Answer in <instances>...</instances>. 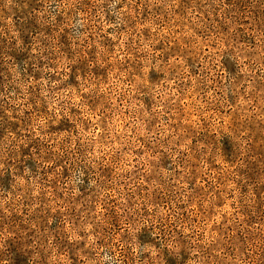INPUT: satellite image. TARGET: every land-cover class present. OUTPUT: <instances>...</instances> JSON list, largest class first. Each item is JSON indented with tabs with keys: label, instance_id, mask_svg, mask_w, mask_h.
<instances>
[{
	"label": "rangeland",
	"instance_id": "rangeland-1",
	"mask_svg": "<svg viewBox=\"0 0 264 264\" xmlns=\"http://www.w3.org/2000/svg\"><path fill=\"white\" fill-rule=\"evenodd\" d=\"M0 264H264V0H0Z\"/></svg>",
	"mask_w": 264,
	"mask_h": 264
}]
</instances>
